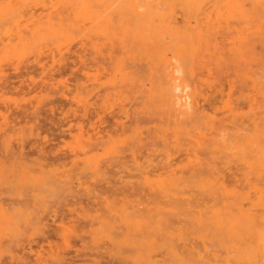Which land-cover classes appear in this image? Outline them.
<instances>
[{"label": "rangeland", "instance_id": "rangeland-1", "mask_svg": "<svg viewBox=\"0 0 264 264\" xmlns=\"http://www.w3.org/2000/svg\"><path fill=\"white\" fill-rule=\"evenodd\" d=\"M263 144L264 0H0V264H264Z\"/></svg>", "mask_w": 264, "mask_h": 264}, {"label": "bare ground", "instance_id": "bare-ground-1", "mask_svg": "<svg viewBox=\"0 0 264 264\" xmlns=\"http://www.w3.org/2000/svg\"><path fill=\"white\" fill-rule=\"evenodd\" d=\"M184 37H185V36H184ZM16 112H17V111H16ZM30 117H31V116H30ZM122 129H123V128H122ZM126 129H127V128H126ZM59 133H60V132H59ZM54 139H55V138H54ZM189 141H190V139H189ZM263 145H264V144H263ZM263 147H264V146H263ZM258 152H259V151H258ZM196 153H197V152H196ZM261 153H262V152H261ZM5 158H6V157H5ZM256 159H257V158H256ZM256 159H254V160H256ZM263 163H264V162H263ZM260 176H261V175H260ZM203 177H204V176H203ZM258 180H259V179H258ZM260 181H261V180H260ZM255 182H256V181H255ZM81 196H82V195H81ZM261 204H262V203H261ZM263 204H264V203H263ZM255 207H256V206H255ZM256 208H257V207H256ZM259 208H260V207H259ZM248 210H250V209H248ZM262 212H263V211H262ZM242 218H243V217H242ZM237 219H238V218H237ZM246 219H247V218H246ZM255 219H256V218H255ZM240 220H241V219H240ZM243 220H244V219H243ZM251 220H252V219H251ZM251 220H249V221H251ZM255 221H256V220H255ZM257 221H258V220H257ZM259 221H260V220H259ZM241 222H242V221H241ZM245 222H248V220L245 221ZM253 222H254V221H253ZM260 223H261V222H260ZM250 224H251V223H250ZM251 225H252V224H251ZM253 225H254V224H253ZM263 225H264V224H263ZM238 226H239V225H238ZM254 226H255V225H254ZM258 227H259V226H258ZM249 228H251V227L249 226ZM238 229H240V228H238ZM252 229H253V228H252ZM258 229H261V227H259ZM243 231H245L244 228H243ZM252 231H253V230H252ZM245 232L247 233V231H245ZM245 232H244V233H245ZM249 232H251L250 229H249ZM253 232H254V231H253ZM239 233H241V231H240ZM259 233H260V232H259ZM247 234H249V233H247ZM242 238H243V237H242ZM252 238H253V237H252ZM261 238H263V237H261ZM248 239H249V238H248ZM250 242H251V240H250ZM263 242H264V241H263ZM238 244H239V243H238ZM263 244H264V243H263ZM252 245H253V244H252ZM240 246H241V245H240ZM263 246H264V245H263ZM259 248H260V247H259ZM259 248H258V249H259ZM261 248H262V247H261ZM252 250H253V249H252ZM262 250H263V249H262ZM238 251H239V250H238ZM244 251H246V250H244ZM250 251H251V250H250ZM246 252H248V251H246ZM244 253H245V252H244ZM244 253H243V254H244ZM241 254H242V253H241ZM243 254H242V255H243ZM245 254L247 255V253H245ZM258 254H261V253H258ZM258 254H257V255H258ZM263 254H264V253H263ZM251 256H252V254H251ZM251 256H250V257H251ZM255 256H256V255H255ZM248 257H249V256L247 255V258H248ZM250 257H249V258H250ZM263 257H264V256H263ZM243 258H244V256H243ZM242 260H243V259H242ZM252 260H253V259H252ZM253 261H255V260H253ZM253 261H252V262H253ZM252 262H250V263H252ZM202 263H203V262H202ZM202 263H201V264H202ZM243 263H244V262H243ZM253 263L257 264L256 261L253 262Z\"/></svg>", "mask_w": 264, "mask_h": 264}]
</instances>
